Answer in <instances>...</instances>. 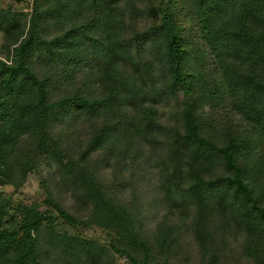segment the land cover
<instances>
[{"label": "rangeland", "instance_id": "rangeland-1", "mask_svg": "<svg viewBox=\"0 0 264 264\" xmlns=\"http://www.w3.org/2000/svg\"><path fill=\"white\" fill-rule=\"evenodd\" d=\"M105 1L113 9L116 36L144 62L146 74L139 81L148 91L153 129L141 124L143 132L133 128V136L120 131L103 148L86 152L109 115L63 108L41 133L30 116L18 120L34 97L33 87L0 84V127L6 124V135H15L7 149L10 166L0 167L4 225L19 228L28 216L45 212L39 230H32L44 264H135L132 257L146 253L151 262L170 264H264V220L237 188L222 185L203 204L190 193L183 200L178 196L194 178L191 158L178 142L192 109L205 136L219 146L234 141L264 207V91L260 101L231 87L225 59L212 45L213 28H221L234 8L210 18L201 0ZM103 6L92 0H0V58L12 61L14 42L28 34L35 8L47 11L38 18L39 33L52 39L94 18ZM171 27L182 47L184 81L177 88L163 64ZM83 45L88 58L91 44ZM29 63L48 79L49 101L82 92L99 97L107 90L104 80L98 83L100 65L94 60L76 63L60 53L35 51ZM231 66L248 68L236 61ZM256 73L264 81V65ZM200 163L205 180L233 175L220 155L200 157Z\"/></svg>", "mask_w": 264, "mask_h": 264}, {"label": "trees", "instance_id": "trees-1", "mask_svg": "<svg viewBox=\"0 0 264 264\" xmlns=\"http://www.w3.org/2000/svg\"><path fill=\"white\" fill-rule=\"evenodd\" d=\"M92 2L94 5L105 4V6L103 9L102 7L95 9L98 13L94 18L71 25L52 39L44 38L39 33L41 21H38V18L44 16L46 18L47 11L35 8L34 21L28 34L22 38L20 37L23 35L19 36L14 42L12 61L8 62L0 58V84L8 87L15 85L16 82H25L33 87L34 97L24 105L18 120L30 116L39 132L44 133L48 130L52 116L63 108L97 117L109 115L107 120L96 129L86 152L103 148L112 138L120 135V131L124 136H133V128L143 132L141 124L153 129L154 123L152 105L148 104L149 99L146 97L148 91L139 81L146 74L144 62L132 53L127 42L116 36L118 25L110 14L113 9L110 8L109 3L105 0H92ZM201 3L207 5V15L210 18L234 8L221 28H213L212 45L216 52L222 53L219 56L225 59L231 87L248 99L261 101L264 81L258 77L256 70L258 66L264 65V0H201ZM78 4L74 9L79 8ZM3 12L4 15L10 16V21H13V15L7 11ZM165 34L164 55H166L163 64L170 76L171 87L177 88L184 81L180 66L182 47L178 43L173 27ZM217 39L219 43L214 45ZM84 43L91 44L92 51L88 54V58L82 52ZM56 48H59L60 52ZM35 51L47 55L60 53L76 63L84 59L96 61L100 65L98 83L104 80L103 84L107 90L99 97L92 92H82L49 101L48 79L40 76L29 63V57ZM231 61L248 64V68L244 71L239 68L233 69ZM127 63L129 66L124 65ZM185 117L186 130L178 142L182 145V152L188 153L191 158L187 161L190 164L188 170L194 178L188 190H184L178 196L183 200L185 193H190L203 204L214 191L221 189L222 185L224 188H237L240 196H243L246 202H250L264 220V207L260 205L259 197L247 178L248 167L239 159L234 141L219 146L201 132L192 109ZM132 121L135 122L133 127H131ZM144 131L146 132L147 129ZM6 134L7 127L3 124L0 127V136H2L0 167L4 164L10 166L7 161V149L15 135L12 131ZM215 155L223 157L227 169L233 175H227L223 179L205 180L200 168V157L209 160ZM61 212L73 218L66 211L61 210ZM45 218V212L37 211L34 216H28L19 228L11 229L4 225L3 214L0 211V257L8 256L2 264H44L38 258L37 236L32 230H39ZM132 259L135 264H170L167 261L151 262L147 253L142 259L136 257Z\"/></svg>", "mask_w": 264, "mask_h": 264}]
</instances>
